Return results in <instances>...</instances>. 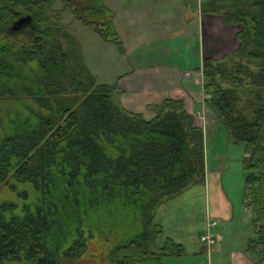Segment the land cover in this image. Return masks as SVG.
Returning <instances> with one entry per match:
<instances>
[{
  "label": "trees",
  "instance_id": "trees-1",
  "mask_svg": "<svg viewBox=\"0 0 264 264\" xmlns=\"http://www.w3.org/2000/svg\"><path fill=\"white\" fill-rule=\"evenodd\" d=\"M58 4L105 43L123 44L103 0H0V264L187 255L168 237L157 249V217L205 183L203 129L182 100H165L150 120L114 102L116 85L98 83ZM200 12L239 27L234 52L203 59V85L230 142L245 146L254 231L245 252L264 264V0H203Z\"/></svg>",
  "mask_w": 264,
  "mask_h": 264
},
{
  "label": "rangeland",
  "instance_id": "rangeland-1",
  "mask_svg": "<svg viewBox=\"0 0 264 264\" xmlns=\"http://www.w3.org/2000/svg\"><path fill=\"white\" fill-rule=\"evenodd\" d=\"M103 1L110 9H120L121 15L118 17L117 12L116 20L118 19V23L121 24L119 31L120 40L123 43L121 46L105 43L91 27L83 25L80 18L68 10L63 11L61 4H58L56 9L62 10L61 17L58 16L61 19L59 23L80 43L86 63L92 74L96 76L98 83L116 85L117 89L112 95L114 102L119 104L121 96L122 98L132 96L121 89L119 82L129 74L131 79H128L126 83L137 85L136 80L139 76L132 74L139 65L153 67L149 72L154 71V74L147 73L144 77L149 78L155 84H158L160 80L166 82L167 79L176 83L179 79L178 75L182 73L183 80H185V82L181 81L184 84L183 91L188 92L190 88L197 86L194 90L198 89V94L201 93L204 97L203 117L205 121L203 119V123L202 121L196 123L205 131L207 165L205 176L206 179L208 175L209 177L207 182L205 179L204 184L189 185L176 199L159 210L157 223L162 228L163 234L158 238L157 249L164 246L168 237L184 246L187 252V255L183 257L165 258L163 264H234L233 255L236 254H243L250 259L245 251L248 241L254 238V231L251 227L250 209H247L245 205L248 174L244 165L245 146L232 144L220 123L215 133V142L210 143V136L214 129V124L210 121L217 120L205 103L209 95L204 90L203 73L201 75V42L198 46L197 26L193 18H196L199 9L206 48H204L203 59L207 56L220 60L234 52L239 46L237 37L239 27L225 25L221 16L202 15L200 5L203 0ZM23 18L26 16L21 19ZM186 19L190 20L189 24ZM16 27L18 28L17 23L14 28ZM167 66L171 67L170 70ZM186 71L190 76L186 74L184 78ZM117 79L120 81L117 82ZM177 87H181L179 82H177ZM117 93L119 96L116 95ZM198 94H195V97ZM186 98L188 97H168L154 105L152 102L148 103V107L140 114L147 120L152 119L155 117V107L167 99L184 101V106L188 111ZM123 108L126 110L125 107ZM206 118L210 122L207 123V127ZM212 173L215 174L214 177ZM216 175H219V178L222 176L221 181ZM215 183L218 185L221 183L227 193L228 210L226 212L230 213V221L218 218L219 208L223 211L225 206L216 195ZM216 210L217 214L213 215L218 217H213L212 213ZM210 220H218L219 224L212 229L218 236V242L209 257L206 247L201 243V237L206 233ZM68 264L92 263L84 257Z\"/></svg>",
  "mask_w": 264,
  "mask_h": 264
},
{
  "label": "crops",
  "instance_id": "crops-1",
  "mask_svg": "<svg viewBox=\"0 0 264 264\" xmlns=\"http://www.w3.org/2000/svg\"><path fill=\"white\" fill-rule=\"evenodd\" d=\"M114 13V17H115V27H116V30L117 32L119 33L120 35V28H121V24L118 23V19L116 20V18L120 17V9L118 8L113 10L111 9ZM117 12L119 14V16L117 17ZM192 19V18H191ZM195 19V20H194ZM187 20V24L190 23V20L189 19H186ZM193 21H196V26H197V36H198V40H197V44L198 46H200V42H201V46H200V49H201V52H200V58H201V62L203 61V57H204V38H203V23H202V20L199 16V9H198V12L196 14V18H193ZM121 36V35H120ZM206 49V48H205ZM152 66H142V65H139L137 66L134 70H133V74L132 75H135V76H139V78L136 80L138 82L137 85H134L133 83H126L128 81V79H131L128 74L127 77H124L122 79V81L118 80L117 82L120 83V86H121V89L124 90L126 93H129V94H132V96H128L126 98H120L121 102L122 103L121 105H123V107L126 108V110L130 111V112H134V113H143L144 112V109L147 108V104L148 103H153L156 104V103H159L161 102L162 100H164L165 98H175V97H183V96H186L188 98H186V102H187V107L189 108V112L191 114H193L195 117H196V120L200 123V121H202L203 123V111H204V103H203V100H204V97H203V94L199 93L198 94V89L197 90H194L197 88V86H193L192 88H190V91L188 92H184L183 91V88L182 86L184 85L182 82H185V80H183V74L180 73L179 76V79L177 82H179V85L181 87H177L176 88V85H177V82L174 83L173 81L171 80H166V82L160 80V82L158 84H155V82H153L152 80H150L149 78L147 77H144L146 76L147 73H152L154 74V71L152 72H149L152 70ZM171 67L167 66V69L170 70ZM188 72L186 71L185 74H184V78H186V74ZM173 80V79H172ZM162 81V82H161ZM182 81V82H181ZM116 82V83H117ZM194 85V83H192ZM195 94H198L197 97H195ZM117 96H119V93L116 94ZM197 105V106H196ZM205 121V119H204ZM206 121H207V118H206ZM214 124V129H213V132L211 133V136H210V143H212L213 141L215 142V133H217L218 131V122L217 121H210ZM210 122H205V125L207 127V123H210ZM202 127H204L202 125ZM204 131V129H203ZM205 133V131H204ZM227 140V138H226ZM207 172H210L209 170H207ZM213 174V173H212ZM211 174V176H212ZM208 175V174H207ZM215 174H213V177H214ZM209 177V175H208ZM208 177L206 179V182L208 180ZM216 177L218 178L219 181H221L222 179V176H220L219 178V175H216ZM215 192H216V195H218V199L221 201V203L225 206L223 211H221V208L220 209V214L219 217L217 215H213V214H217V210L214 211V213H212V216L213 217H218L219 219H223V220H226V221H230V213L229 212H226L228 209V206H227V201H226V198L228 197L227 196V193L226 191H224L223 189V185L220 183L219 185L215 183ZM212 210V209H211ZM210 213V214H211ZM209 214V213H208ZM221 216V217H220ZM213 234L215 235V238L217 240L218 236L216 234L215 231H213ZM218 242V241H217ZM202 243V242H201ZM204 245V243H202ZM204 247H206V245H204ZM207 249V248H206ZM237 255V254H236ZM236 255H233L234 257V264H253L252 261L246 257L245 255L243 254H238L237 256Z\"/></svg>",
  "mask_w": 264,
  "mask_h": 264
},
{
  "label": "built area",
  "instance_id": "built-area-1",
  "mask_svg": "<svg viewBox=\"0 0 264 264\" xmlns=\"http://www.w3.org/2000/svg\"><path fill=\"white\" fill-rule=\"evenodd\" d=\"M202 75V72H201ZM187 76H190V74H187ZM210 96H208L206 99H209ZM219 222L216 221H209L206 228V233L202 235L201 242L206 245L209 257L212 254V250L214 246L217 244V240L215 238V235L213 234V228H216L218 226Z\"/></svg>",
  "mask_w": 264,
  "mask_h": 264
},
{
  "label": "water",
  "instance_id": "water-1",
  "mask_svg": "<svg viewBox=\"0 0 264 264\" xmlns=\"http://www.w3.org/2000/svg\"><path fill=\"white\" fill-rule=\"evenodd\" d=\"M31 18L30 17H26V18H23V19H20L17 24L19 26H22L24 23L28 22Z\"/></svg>",
  "mask_w": 264,
  "mask_h": 264
}]
</instances>
